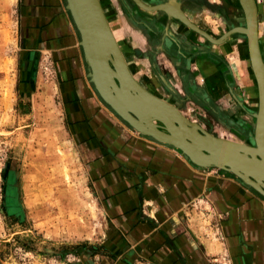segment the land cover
<instances>
[{
    "label": "crops",
    "instance_id": "obj_1",
    "mask_svg": "<svg viewBox=\"0 0 264 264\" xmlns=\"http://www.w3.org/2000/svg\"><path fill=\"white\" fill-rule=\"evenodd\" d=\"M19 4L23 49L39 63L49 61L91 193L112 241L119 237L128 246L127 257L134 254L138 264H264V197L233 174L198 167L177 148L139 134L105 104L88 75L65 0ZM120 44L136 76L138 58L130 43L128 55ZM144 66L152 71L145 83L156 72ZM149 88L152 93L154 85ZM192 115L187 118L196 121ZM98 255L117 264L122 254L107 249Z\"/></svg>",
    "mask_w": 264,
    "mask_h": 264
},
{
    "label": "rangeland",
    "instance_id": "obj_2",
    "mask_svg": "<svg viewBox=\"0 0 264 264\" xmlns=\"http://www.w3.org/2000/svg\"><path fill=\"white\" fill-rule=\"evenodd\" d=\"M100 2L117 37L123 36L113 2ZM262 2L257 3L260 27ZM178 4V14L184 15ZM197 18L209 30L222 31L223 22L214 11L203 9ZM121 38L126 54H132ZM22 39L19 0H0V264H112L98 255L107 249L122 254L117 264H138L134 254L127 257L128 246L119 237L111 239V226L91 193L80 147L68 129L49 61L39 63L28 55ZM216 49L228 67L230 84L243 92L250 108L244 120L250 126L246 131L253 134L257 100L244 42L233 40ZM153 52L154 70L164 75L165 59L160 50ZM137 62L132 70L137 77L152 75L145 60ZM201 67L185 63L182 74L193 72L201 83ZM192 116L194 122L204 120L200 113Z\"/></svg>",
    "mask_w": 264,
    "mask_h": 264
},
{
    "label": "water",
    "instance_id": "obj_3",
    "mask_svg": "<svg viewBox=\"0 0 264 264\" xmlns=\"http://www.w3.org/2000/svg\"><path fill=\"white\" fill-rule=\"evenodd\" d=\"M135 1L146 9H154L140 0ZM240 1L246 26L234 30L247 34L258 88L253 144L210 134L197 122L183 116L174 105L142 87L125 63L99 0H65V3L79 31L88 75L105 104L139 134L177 148L198 167H216L233 174L264 197V65L257 43L254 0ZM161 10L165 11V5ZM179 17L205 34L183 14L179 13Z\"/></svg>",
    "mask_w": 264,
    "mask_h": 264
},
{
    "label": "flooded vegetation",
    "instance_id": "obj_4",
    "mask_svg": "<svg viewBox=\"0 0 264 264\" xmlns=\"http://www.w3.org/2000/svg\"><path fill=\"white\" fill-rule=\"evenodd\" d=\"M109 1L113 2L116 12L115 20L121 25L123 38L130 43L131 52L139 60H145L151 65H155L154 56L157 55L153 52L155 50H160V54L165 59L164 75L156 73L151 81L145 83L142 78L134 76L142 86L144 84L143 87L150 90V83L154 85V90L151 92L177 107L186 117H188L187 114L191 116L192 112L197 109L196 111H199L198 113L202 114L204 119L197 121L198 124L215 136L253 144V134L246 131L250 126L244 120L249 113L246 109L250 108L244 101L243 92L236 91L230 84L228 67L223 66L216 49L218 46H228L233 40L240 41L241 44L244 42L248 56L245 35L233 37L231 34L219 42H213L180 18L169 14L167 8L165 11L147 10L135 0ZM140 1L148 6L171 3L176 13L178 11L175 5L179 3V8L183 11L185 18L200 30L209 33L215 40L222 38L225 33L235 28L234 21H237V25L245 26V16L239 0ZM203 9L214 11L222 20L220 33L209 30L197 18ZM262 16V25L260 27V22L258 23V31L264 60V10ZM189 62L198 63L200 67H203L200 71L205 77L201 78V83L194 80L193 72L191 75L182 74L184 64ZM206 68H211L210 73H206ZM254 89L256 99L255 81ZM256 104L255 101V111ZM208 109H212L211 113ZM251 125L254 126V118Z\"/></svg>",
    "mask_w": 264,
    "mask_h": 264
},
{
    "label": "bare ground",
    "instance_id": "obj_5",
    "mask_svg": "<svg viewBox=\"0 0 264 264\" xmlns=\"http://www.w3.org/2000/svg\"><path fill=\"white\" fill-rule=\"evenodd\" d=\"M240 1V0H239ZM137 2V1H136ZM99 3H100V6H101V8H102V11H103V13H104V16H105V18H106V20H107V23H108V25H109V27H110V29H111V32H112V34H113V36H114V38H115V41H116V43H117V45H118V47H119V50H120V52H121V54H122V56H123V58H124V60H125V63H126V65H127V67H128V69H129V71H130V73H131V75H132V77L136 80V78L133 76V74H132V72H131V70H130V68H129V65H128V63H127V57H125V54H124V51H123V49L121 48V44H120V41H119V39H117V36H116V34H115V32H114V30H113V28H112V26H111V24H110V22H109V19L107 18V15L105 14V12H104V9H103V6H102V4H101V2H100V0H99ZM138 3V2H137ZM144 5H146L144 2H142ZM254 3H255V9H256V36H257V43H258V48H259V52H260V56H261V59H262V62H263V65H264V60H263V56H262V52H261V49H260V41H259V26H258V22H259V13H258V7H257V0H254ZM263 8H264V0H263ZM240 4H241V1H240ZM165 5V8H167L168 9V13L169 14H171V15H173V16H175V17H178V18H180L179 17V14H178V12L176 13V10L174 9V7L172 6V4L171 3H169V4H160L159 6L158 5H156V6H149V7H154V9L153 8H149V9H147V10H156V9H158V10H161V7L162 6H164ZM148 6V5H147ZM241 7H242V5H241ZM143 8H145V7H143ZM146 9V8H145ZM242 10H243V7H242ZM264 10V9H263ZM243 12H244V10H243ZM244 16H245V13H244ZM245 26H246V22H245ZM244 26V27H245ZM193 29V28H192ZM235 28H233V29H231L230 31H228L227 33H225L224 35H223V37L222 38H220V39H218V40H215V38H213L209 33H205V34H203V33H201V32H199V31H197V32H199V33H201L202 35H204L205 37H207L209 40H211V41H213V42H219L221 39H223V38H225V37H227V36H229V35H231V34H234V33H243L245 36H246V42H247V53H248V59H249V64H250V67H251V70H252V74H253V78H254V81H255V86H256V100H257V109H258V89H257V81H256V77H255V74H254V71H253V67H252V64H251V60H250V54H249V48H248V40H247V34L245 33V32H242V31H237V30H234ZM77 30V29H76ZM194 30L196 31V29L194 28ZM77 32H78V34H79V31L77 30ZM79 37H80V35H79ZM137 81V80H136ZM138 82V81H137ZM139 83V82H138ZM140 84V83H139ZM141 85V84H140ZM142 86V85H141ZM143 87V86H142ZM168 103V102H167ZM170 104V103H169ZM170 105H172V104H170ZM174 108H176V109H178L177 107H175V106H173ZM257 109H256V111L252 114L253 115V117H254V126H253V130L255 129V119H256V114H257ZM179 110V109H178ZM179 112H181L180 110H179ZM182 114V113H181ZM183 115V114H182ZM184 116V115H183ZM201 126V125H200ZM202 127V126H201ZM203 128V127H202ZM207 131V130H206ZM207 132H209V131H207ZM210 134H212L211 132H209ZM212 135H214V134H212ZM215 136V135H214ZM218 137V136H217ZM246 144V143H245Z\"/></svg>",
    "mask_w": 264,
    "mask_h": 264
}]
</instances>
